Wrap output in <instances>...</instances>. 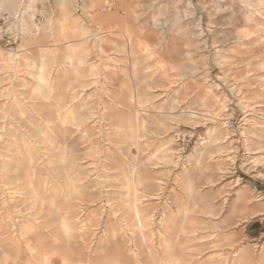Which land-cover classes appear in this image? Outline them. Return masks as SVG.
<instances>
[{
	"label": "rangeland",
	"instance_id": "374dc122",
	"mask_svg": "<svg viewBox=\"0 0 264 264\" xmlns=\"http://www.w3.org/2000/svg\"><path fill=\"white\" fill-rule=\"evenodd\" d=\"M112 1L147 35L140 105L118 104L131 88L123 40L99 49L115 6L0 0V111L16 100L35 119L36 88L72 87L85 118L71 180L36 162L68 204L72 246L63 235L60 252L78 264H264V0ZM6 220L0 264H31Z\"/></svg>",
	"mask_w": 264,
	"mask_h": 264
},
{
	"label": "bare ground",
	"instance_id": "6f19581e",
	"mask_svg": "<svg viewBox=\"0 0 264 264\" xmlns=\"http://www.w3.org/2000/svg\"><path fill=\"white\" fill-rule=\"evenodd\" d=\"M6 1L9 5L14 3V0ZM106 5L115 6V14L112 17L109 15V17L103 19L104 32L111 35L106 34L109 37L99 38V49L104 54L113 49V51H116L119 48V39L123 40V52L129 55L131 66V73L128 75L129 82H124L123 87L130 85L131 88L129 89V95L118 98V104L125 103V105H128L129 100H131L140 105L144 102L139 92L143 78H138L137 66L139 52H141L140 46L144 51L148 50L143 48V45L146 44H143V42H146L147 35L143 33L141 26L134 28L129 23L130 27L128 28V21L123 18L120 19L118 16L121 13L120 10L126 9H121L119 4L112 0H106ZM137 5L139 4L136 3ZM127 6H130V4ZM137 7L139 8V6ZM126 13L128 12L126 11ZM156 15L159 17V13ZM143 18L145 19V15ZM127 19L129 20V18ZM124 23H126L128 29L123 30L122 24L124 25ZM174 28L176 29V27ZM187 39H185V42H187ZM150 55L146 53L145 57ZM9 56L16 58L14 51H10ZM154 62H159V58L156 57ZM163 71V74H168L167 70ZM148 76L149 74H147ZM40 80H43V78L40 77ZM40 88V86L36 88V92L38 98L43 100L41 102L38 100L39 103L30 105V110L34 111V115L36 114L35 119L28 117V109L25 110L22 104L16 100H13L11 105L5 103L0 111V120H2L0 124V130L2 131L0 134L2 140L0 142V222L5 219L9 220L11 228L15 227V230L11 232L13 239L8 241H12V243L19 246H25L29 252L28 255H24L22 258L16 255V259L31 264H78L82 260L76 257V253L72 255L68 252H60L65 241L63 235H65L68 247L72 246L70 244L72 235L68 232L71 230L70 216L66 211L68 204L64 203L65 201H61V204L58 202L52 178L44 180V169L36 166V162L39 159L46 161L50 165L49 170L54 171L56 175H60L62 180H71V175L76 173L74 166L77 160L73 154L72 127H81L85 123V118L72 103L75 99L74 93H71L72 87H67V89L57 88L55 89L57 91L55 95L44 94ZM81 137L84 138L83 135ZM43 183L50 184L51 187L42 189ZM52 189L53 191H51ZM47 190H49L48 193ZM23 212H28L32 219L21 215ZM135 212L137 218L140 219V211L136 208ZM5 233H7V230L0 224V237ZM8 253L9 250L3 248L2 240H0V254L6 256ZM105 259L107 258L104 256L98 261L102 262ZM174 260L176 261V259Z\"/></svg>",
	"mask_w": 264,
	"mask_h": 264
}]
</instances>
